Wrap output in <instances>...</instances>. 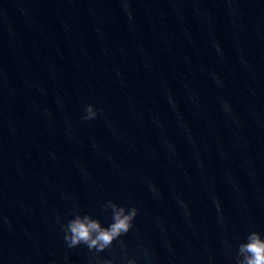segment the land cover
I'll return each mask as SVG.
<instances>
[{
    "label": "water",
    "instance_id": "1",
    "mask_svg": "<svg viewBox=\"0 0 264 264\" xmlns=\"http://www.w3.org/2000/svg\"><path fill=\"white\" fill-rule=\"evenodd\" d=\"M108 200L129 232L68 248ZM253 230L264 0H0V264H238Z\"/></svg>",
    "mask_w": 264,
    "mask_h": 264
},
{
    "label": "clouds",
    "instance_id": "2",
    "mask_svg": "<svg viewBox=\"0 0 264 264\" xmlns=\"http://www.w3.org/2000/svg\"><path fill=\"white\" fill-rule=\"evenodd\" d=\"M96 115L97 109L89 103L85 105L81 119L92 120ZM102 207L111 212V222L107 226L102 225L90 214L78 210H74L73 215L61 223L63 238L68 248L83 244L90 251L101 252L110 248L114 240L129 232L138 212L135 206L126 208L122 204L108 200ZM57 220L59 221V217ZM238 253L243 255L238 264H264V237L255 230L249 232L246 240L238 245ZM128 264L134 262L129 261Z\"/></svg>",
    "mask_w": 264,
    "mask_h": 264
}]
</instances>
